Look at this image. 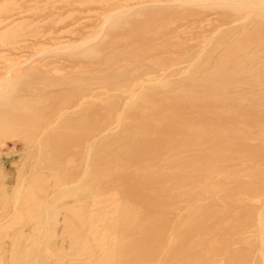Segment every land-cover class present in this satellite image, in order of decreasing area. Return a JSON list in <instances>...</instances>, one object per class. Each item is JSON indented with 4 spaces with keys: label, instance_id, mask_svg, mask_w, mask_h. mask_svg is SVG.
Returning a JSON list of instances; mask_svg holds the SVG:
<instances>
[{
    "label": "rangeland",
    "instance_id": "obj_1",
    "mask_svg": "<svg viewBox=\"0 0 264 264\" xmlns=\"http://www.w3.org/2000/svg\"><path fill=\"white\" fill-rule=\"evenodd\" d=\"M0 264H264V0H0Z\"/></svg>",
    "mask_w": 264,
    "mask_h": 264
},
{
    "label": "bare ground",
    "instance_id": "obj_2",
    "mask_svg": "<svg viewBox=\"0 0 264 264\" xmlns=\"http://www.w3.org/2000/svg\"><path fill=\"white\" fill-rule=\"evenodd\" d=\"M113 15V14H112ZM109 16V15H108ZM112 18V17H111Z\"/></svg>",
    "mask_w": 264,
    "mask_h": 264
}]
</instances>
